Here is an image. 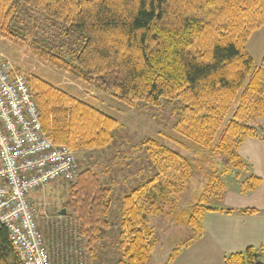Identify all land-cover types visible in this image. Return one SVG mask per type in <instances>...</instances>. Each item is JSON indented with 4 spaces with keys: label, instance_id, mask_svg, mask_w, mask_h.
I'll return each instance as SVG.
<instances>
[{
    "label": "trees",
    "instance_id": "trees-1",
    "mask_svg": "<svg viewBox=\"0 0 264 264\" xmlns=\"http://www.w3.org/2000/svg\"><path fill=\"white\" fill-rule=\"evenodd\" d=\"M0 19V34L29 43L40 60L131 108L178 100L176 131L225 155L222 177L212 174L207 185L208 191L217 187L218 199L227 191L223 175L248 166L239 153L242 143L249 138L264 142V124L254 123L264 118V55L256 65L246 48L264 25V0H0ZM28 81L44 133L56 144L83 150L114 143L122 128L116 117L39 76L28 74ZM141 144L152 170L119 198L117 223L112 221L114 191L95 168L80 167L74 182L60 183L67 187L64 206L75 227L71 241L81 253L98 256L117 227L116 264L151 261L157 235L150 218L166 213L165 206L189 185L194 164L158 139ZM261 183L260 176L252 175L239 190L253 191ZM190 206L186 224L193 228L209 211L264 213L257 207ZM179 251L174 249L165 264H172ZM0 264H23L4 229ZM225 264H264V259L249 246L227 254Z\"/></svg>",
    "mask_w": 264,
    "mask_h": 264
},
{
    "label": "rangeland",
    "instance_id": "rangeland-1",
    "mask_svg": "<svg viewBox=\"0 0 264 264\" xmlns=\"http://www.w3.org/2000/svg\"><path fill=\"white\" fill-rule=\"evenodd\" d=\"M23 15H21L22 20H25L26 17ZM28 20L27 18L26 21ZM2 21L0 19V29ZM39 21L43 22L42 17H39ZM246 48L255 64L259 65L264 55V25L252 34ZM0 57L27 74L39 76L72 96L91 103L101 111L116 117L122 124L114 143L105 148L76 150L70 145H66L79 159L81 168L87 166L95 168L101 173L102 179L112 187L114 191L113 223H117L119 198L125 192L130 191L132 187L140 184L144 178H148L149 171L152 170L148 152L141 144L142 141L149 138L158 139L191 159L194 164V172L189 185L175 197L172 203L165 206L166 213L163 212L150 218L149 223L155 230L157 243L149 264H165L174 249L180 250V254L184 248L190 245L187 242L193 235H199L197 239L204 237L206 234L204 219L208 212L200 221L199 228L197 226L193 228L186 224L188 213L191 214L193 211L190 205L195 202L218 208H264V146L260 143L261 139L249 138L242 143V145L245 144L240 146L239 153L248 166L246 169L234 168L223 175L227 191L221 199H218L216 196L220 195V191L217 187L208 191L207 185L210 176L214 173L219 175L222 168L226 166L225 155L217 154L214 147L198 146L176 131V121L180 117L181 107L178 100L164 99L157 106L140 103V105L131 108L111 94L102 93L91 85L70 76L65 71L40 60L30 50L29 43L24 44L20 42V38L13 39L10 35L0 34ZM236 106L234 105L227 119L233 115ZM254 123L263 125L264 118H259ZM141 169L144 171L142 174L140 173ZM221 175L222 173L219 177H222ZM252 175L262 178L260 188L241 192L239 189L243 182ZM63 187L65 185L62 186L59 182H52L30 195V198H35L38 195L40 197L39 202L33 203V207L45 243L51 253L53 264H116L117 259L120 258L117 227L111 229L103 245L99 247L98 256L87 257L88 255L85 253L81 254L77 242L71 241V237H74L72 230L75 227L72 219L66 216L68 210L64 206L66 193ZM64 208L67 213L63 217L60 211ZM252 217L241 218L242 220L237 221L238 225L236 226L242 231H246L244 229L248 228L249 234L253 236L255 234L262 235L264 225L260 224L264 223V220ZM249 218L250 221H248ZM63 238L68 239V242L63 244L61 242ZM202 243L200 242L199 248Z\"/></svg>",
    "mask_w": 264,
    "mask_h": 264
},
{
    "label": "built area",
    "instance_id": "built-area-1",
    "mask_svg": "<svg viewBox=\"0 0 264 264\" xmlns=\"http://www.w3.org/2000/svg\"><path fill=\"white\" fill-rule=\"evenodd\" d=\"M79 169L71 148L44 133L26 73L0 58V231H7L23 264H53L30 194L52 182H74Z\"/></svg>",
    "mask_w": 264,
    "mask_h": 264
},
{
    "label": "crops",
    "instance_id": "crops-1",
    "mask_svg": "<svg viewBox=\"0 0 264 264\" xmlns=\"http://www.w3.org/2000/svg\"><path fill=\"white\" fill-rule=\"evenodd\" d=\"M260 143L264 146V142L261 141ZM259 188L260 186L256 190ZM39 198L38 195L35 198H31V201L33 203L36 201L39 202ZM61 216H63V214H61ZM249 216L250 218L254 216L252 218L264 220V213L242 214L237 212L226 213L222 211H209L204 219L206 232L204 237L202 239H197L188 247L184 248L172 264H225V257L227 254L243 251L249 246L258 249L263 258L264 233L262 235L255 234L253 236L249 234L248 228L244 229L246 231H242V229L236 226L238 225L237 221ZM250 218L248 221H250ZM260 225H264V223ZM200 242H203L200 245L201 248L198 247Z\"/></svg>",
    "mask_w": 264,
    "mask_h": 264
},
{
    "label": "water",
    "instance_id": "water-1",
    "mask_svg": "<svg viewBox=\"0 0 264 264\" xmlns=\"http://www.w3.org/2000/svg\"><path fill=\"white\" fill-rule=\"evenodd\" d=\"M67 212H66V209L64 208V209H62L61 211H60V214H63V215H65Z\"/></svg>",
    "mask_w": 264,
    "mask_h": 264
}]
</instances>
